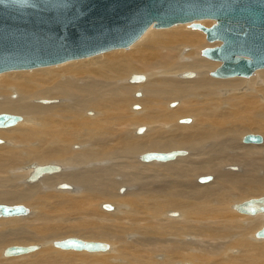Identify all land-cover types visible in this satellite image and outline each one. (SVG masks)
Wrapping results in <instances>:
<instances>
[{"label":"bare ground","instance_id":"6f19581e","mask_svg":"<svg viewBox=\"0 0 264 264\" xmlns=\"http://www.w3.org/2000/svg\"><path fill=\"white\" fill-rule=\"evenodd\" d=\"M168 28L128 51L0 73V114L20 118L0 128V205L26 209L0 217V264H264V212L235 208L264 199V69L213 77L221 62L201 52L221 42ZM255 132L263 142L244 143ZM43 165L59 170L28 181ZM62 237L109 247H54ZM12 246L36 249L5 257Z\"/></svg>","mask_w":264,"mask_h":264},{"label":"water","instance_id":"95a60500","mask_svg":"<svg viewBox=\"0 0 264 264\" xmlns=\"http://www.w3.org/2000/svg\"><path fill=\"white\" fill-rule=\"evenodd\" d=\"M204 20L214 24L206 27L202 24ZM181 24L204 33L209 42H221L201 52L203 57L221 62L213 77L249 78L255 71L264 69V0H0V73L128 49L150 27L162 29ZM192 75L185 72L183 77ZM143 80V75L136 74L130 79L131 82ZM18 120L16 115L1 113L0 128L11 127ZM243 141L258 144L263 138L249 134ZM186 154L179 150L148 152L140 159L168 162ZM58 170L54 165L34 167L28 181L34 182L45 173ZM210 179L199 178L200 182ZM263 201L252 199L235 208L253 215L264 212V205L251 209L253 203ZM24 213L26 209L21 205H0V217ZM256 237L264 238V227ZM53 246L90 252L105 251L109 247L75 238L56 241ZM35 249L36 246H12L3 255H23Z\"/></svg>","mask_w":264,"mask_h":264},{"label":"rangeland","instance_id":"374dc122","mask_svg":"<svg viewBox=\"0 0 264 264\" xmlns=\"http://www.w3.org/2000/svg\"><path fill=\"white\" fill-rule=\"evenodd\" d=\"M204 21H206V20H204ZM204 21H202V24H203V22ZM212 22V25L214 24V22L213 21H211ZM181 25H186L188 28H189V26L187 25V24H181ZM204 25V24H203ZM211 25V26H212ZM176 26H178V25H176ZM205 26V25H204ZM172 27H175V26H172ZM171 27V28H172ZM207 27V26H206ZM166 29H170V28H165V29H156V30H166ZM189 30H192V29H190L189 28ZM192 31H194V30H192ZM197 32H200V31H197ZM204 35V34H203ZM205 36V35H204ZM207 44V47H210V45L208 44V43H206ZM130 48V47H129ZM128 48V49H129ZM126 51H128L127 49H125ZM50 67V66H49ZM53 67H55V66H53ZM261 70V69H260ZM28 71H30V70H28ZM32 71V70H31ZM135 72V71H134ZM188 72V71H187ZM137 73H141V72H137ZM12 98H15V96H12ZM137 105H139V104H137ZM133 107V106H132ZM132 112H134V111H132ZM254 134H258V135H261L260 133H257V132H255ZM262 136V135H261ZM263 137V136H262ZM0 139H2V138H0ZM40 164H44V163H40ZM20 175V174H19ZM198 181V180H197ZM259 196V195H258ZM252 197V196H251ZM251 197H249V198H251ZM248 199V198H247ZM238 201H240V200H238ZM234 212V211H233ZM249 218V217H248ZM260 218H262V217H260ZM249 219H252V218H249ZM257 219V218H256ZM264 219V218H263ZM70 237H72V236H70ZM65 238H69V237H62L61 239H58V240H62V239H65ZM32 245V244H31ZM179 262H183V261H179ZM186 262H191V261H186Z\"/></svg>","mask_w":264,"mask_h":264}]
</instances>
